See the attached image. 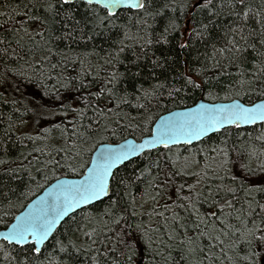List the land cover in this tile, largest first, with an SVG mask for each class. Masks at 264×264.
<instances>
[{"label": "snow or ice", "instance_id": "obj_1", "mask_svg": "<svg viewBox=\"0 0 264 264\" xmlns=\"http://www.w3.org/2000/svg\"><path fill=\"white\" fill-rule=\"evenodd\" d=\"M0 106V264H264V0H4Z\"/></svg>", "mask_w": 264, "mask_h": 264}, {"label": "trees", "instance_id": "obj_2", "mask_svg": "<svg viewBox=\"0 0 264 264\" xmlns=\"http://www.w3.org/2000/svg\"><path fill=\"white\" fill-rule=\"evenodd\" d=\"M4 0H0V3H3ZM21 92L24 93L23 96H21ZM21 92H16V93H9V96L11 97L12 95H15L18 98L23 99L25 102H29L31 101L33 104H38L41 101V96L39 93V90L37 88H35L34 86L29 85L27 88L22 87L21 88ZM199 94H197V96H195L193 99L187 100L186 103L188 106H193L194 102H199L198 99ZM169 108H171V105H169ZM0 111H4L7 112L8 108L7 106H0ZM166 112L162 113L165 114ZM47 115V119L41 118L39 121V125L43 126V127H52L55 123H60L61 122V118L59 116H52L51 113L46 114ZM32 124V125H30ZM36 130H38V125L35 122L29 121V125L27 128V131L29 132V134H35ZM129 138H133V137H129ZM119 142V141H117ZM71 177V176H69Z\"/></svg>", "mask_w": 264, "mask_h": 264}, {"label": "water", "instance_id": "obj_3", "mask_svg": "<svg viewBox=\"0 0 264 264\" xmlns=\"http://www.w3.org/2000/svg\"><path fill=\"white\" fill-rule=\"evenodd\" d=\"M167 113H165V115H166ZM131 139V138H130ZM68 178H73V177H68Z\"/></svg>", "mask_w": 264, "mask_h": 264}, {"label": "rangeland", "instance_id": "obj_4", "mask_svg": "<svg viewBox=\"0 0 264 264\" xmlns=\"http://www.w3.org/2000/svg\"><path fill=\"white\" fill-rule=\"evenodd\" d=\"M30 125H32V124H30Z\"/></svg>", "mask_w": 264, "mask_h": 264}]
</instances>
